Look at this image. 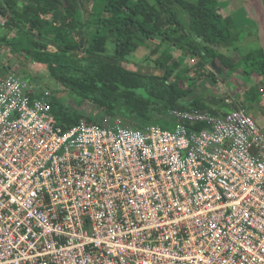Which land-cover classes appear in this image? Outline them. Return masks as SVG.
Returning a JSON list of instances; mask_svg holds the SVG:
<instances>
[{
    "label": "built area",
    "instance_id": "2783aa9c",
    "mask_svg": "<svg viewBox=\"0 0 264 264\" xmlns=\"http://www.w3.org/2000/svg\"><path fill=\"white\" fill-rule=\"evenodd\" d=\"M21 67L0 74V264H264V124L245 108L65 129L58 88Z\"/></svg>",
    "mask_w": 264,
    "mask_h": 264
},
{
    "label": "trees",
    "instance_id": "16d2710c",
    "mask_svg": "<svg viewBox=\"0 0 264 264\" xmlns=\"http://www.w3.org/2000/svg\"><path fill=\"white\" fill-rule=\"evenodd\" d=\"M23 2L21 8L16 0H0L4 18L3 23L0 21V48L12 50L16 42L13 36L2 34V26L16 28L30 38L19 54L29 63L44 65L52 81L74 98L75 106H69L55 94L51 97V113L65 129L77 124L82 116L99 122L103 114L122 115L135 127L160 123L171 128L177 122L169 115L171 108L215 112L209 100L191 98L199 81L208 76L206 64L213 59L232 71L241 67L247 75L264 73L261 48L250 50L238 61L221 51L239 36L232 32L228 19L217 12L215 0ZM147 42L155 43L152 54L163 42L171 43L168 49L176 47L180 54L173 65L181 64L186 56L193 57L194 63L173 68L159 61L161 74L126 67L123 63H129L131 53ZM22 75L34 78L30 71ZM253 91V87L246 88L245 94ZM85 101L102 111H79ZM139 103L145 108H137ZM148 106L153 108L147 110Z\"/></svg>",
    "mask_w": 264,
    "mask_h": 264
},
{
    "label": "crops",
    "instance_id": "0c3cea01",
    "mask_svg": "<svg viewBox=\"0 0 264 264\" xmlns=\"http://www.w3.org/2000/svg\"><path fill=\"white\" fill-rule=\"evenodd\" d=\"M215 3L217 12L228 19L232 32L239 36L232 46H222L221 51L234 61H238L240 56H247L254 47L261 48L264 53V0H215ZM219 69H222L220 75L209 67L206 71L207 78L210 81L214 78L212 83L219 84L220 96L201 98L209 100L212 109L218 112L243 107L258 124L263 125L264 73L247 75L241 67L232 71L222 64ZM250 87L255 93L245 94L246 88Z\"/></svg>",
    "mask_w": 264,
    "mask_h": 264
},
{
    "label": "rangeland",
    "instance_id": "374dc122",
    "mask_svg": "<svg viewBox=\"0 0 264 264\" xmlns=\"http://www.w3.org/2000/svg\"><path fill=\"white\" fill-rule=\"evenodd\" d=\"M16 1L18 2L17 5L19 7L22 8L25 6L23 0H16ZM1 32L6 36L7 35L13 36L16 42L14 45L15 48H11L12 50L15 49L14 50L15 53L14 52L12 53V50H10L8 47L0 48V74L2 73L1 70L6 63H8L11 66H14L15 68H17L19 65H22L23 67H21V70H25V72L30 71L31 73H33L34 77L35 76L42 77V80L44 82L51 83V86H54L55 88L57 87L58 89L55 90V95L59 97V100L62 103L69 106H73V105L75 106L74 98L71 92L57 86V84L52 81V78L48 74L44 65L37 63H33V64L29 63L28 60H26L21 54H19L24 51V48L30 42V38L18 32L16 28H7L6 26H2ZM170 44L169 42H163L161 44L162 45L161 49L158 52L152 54L151 49L155 46V43L147 42L146 45L140 46L136 51L131 53L129 63H123V64L128 68L141 69V70L149 71L154 74H161L163 71V66H160L159 61L165 64H169L173 68H178L183 66L189 67L192 64V59H193V57L190 56H186L185 59L179 65L172 64V61L177 58L178 54H180V51L174 46L173 47L171 46L168 49ZM107 46L110 50H112L111 43H108ZM144 58L146 59L144 60ZM207 65L211 70L215 71L218 75L221 74L220 72L222 69H219L221 64L216 59H213L212 61H210V63L206 64V66ZM209 81L210 80L207 78V76L201 79L197 87L194 89L191 98H200V97H208V96L211 97V95L215 97L216 96L219 97L221 92L218 91L219 84H215L212 83V81L210 82ZM142 107L144 106L141 103L137 105V108L142 109ZM151 108L153 107L148 106L146 109L150 110ZM78 110L79 111L86 110L89 113H96V114L102 111L97 107L95 108L91 103L87 101H85ZM157 124L159 125L160 123Z\"/></svg>",
    "mask_w": 264,
    "mask_h": 264
}]
</instances>
